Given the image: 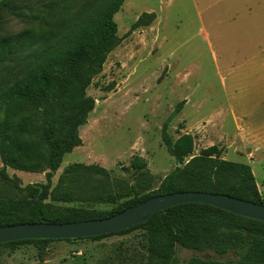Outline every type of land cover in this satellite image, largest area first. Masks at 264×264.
<instances>
[{
    "label": "rangeland",
    "instance_id": "1",
    "mask_svg": "<svg viewBox=\"0 0 264 264\" xmlns=\"http://www.w3.org/2000/svg\"><path fill=\"white\" fill-rule=\"evenodd\" d=\"M59 1L45 13L46 5ZM109 0H17L0 10V36L18 34L29 27H43L57 37L72 32ZM207 0H125L114 15L121 42L107 56L102 71L86 88L94 99L93 110L79 127L82 144L66 153L52 173L50 189L68 194L56 203L110 211L121 202L158 188L176 165L167 152L161 128L175 105L187 95L203 100L218 94V77L208 46ZM201 10V19L198 17ZM157 13L150 24L131 29L142 12ZM156 15V16H157ZM214 42V39L210 37ZM30 49L0 67V86L16 79L27 67ZM112 84L111 88L107 86ZM208 101L203 111H207ZM190 113L188 109L185 112ZM178 114V113H177ZM168 133L175 140L184 132L178 115ZM187 119L192 126V119ZM195 137L191 155L206 147ZM230 151L222 157L251 166L264 198V161H243ZM146 161L143 169L130 167L135 156ZM189 157L186 158V160ZM3 164L0 160V171ZM100 169L105 170L102 172ZM11 181L0 173V198L28 195V186L46 183V172H23L5 168ZM17 183L19 187H16ZM193 256L219 264H238L237 256H223L177 246L174 264H186ZM147 238L140 229L99 240L88 238L47 243L45 264H146ZM31 243L0 246V264H37Z\"/></svg>",
    "mask_w": 264,
    "mask_h": 264
},
{
    "label": "trees",
    "instance_id": "2",
    "mask_svg": "<svg viewBox=\"0 0 264 264\" xmlns=\"http://www.w3.org/2000/svg\"><path fill=\"white\" fill-rule=\"evenodd\" d=\"M15 1L0 0V10L10 8ZM124 1L109 0L62 37L43 27H29L18 34L0 36V67L30 49L24 71L0 86V160L3 164L0 173L3 179L11 181L6 167L23 172H46V183L26 187L28 195L0 198V225L103 218L152 196L177 191L221 193L264 205L249 164L224 159L223 148L217 145L201 148L198 154L191 155L195 141L190 133L172 140L168 127L184 100L175 105L162 124V142L176 165L162 178L157 189L127 199L110 211L55 202L71 199L66 193L54 194L50 189L52 173L66 153L82 144L78 130L95 104L86 95V88L102 71L108 54L121 42L114 15ZM59 4L57 1L46 5L45 13ZM155 16L154 12H142L131 29L150 24ZM145 166L146 161L140 156L135 155L130 161V167L135 170ZM14 185L19 187L17 183ZM136 229L147 238L146 264H174L177 246L198 252L212 250L219 256L230 251L237 256L238 264H264V222L204 203L177 204L129 228L87 238L99 240ZM77 239L30 238L0 243V246L31 243L37 249V264H45L48 242ZM186 264L219 263L193 256Z\"/></svg>",
    "mask_w": 264,
    "mask_h": 264
},
{
    "label": "crops",
    "instance_id": "3",
    "mask_svg": "<svg viewBox=\"0 0 264 264\" xmlns=\"http://www.w3.org/2000/svg\"><path fill=\"white\" fill-rule=\"evenodd\" d=\"M206 3L208 46L220 92L195 101L183 96L177 114L183 133L202 140L206 147H222L226 154L244 151L239 155L243 161H264V0ZM197 14L201 19V10ZM206 101L209 106L203 111ZM185 117L192 119V126Z\"/></svg>",
    "mask_w": 264,
    "mask_h": 264
},
{
    "label": "water",
    "instance_id": "4",
    "mask_svg": "<svg viewBox=\"0 0 264 264\" xmlns=\"http://www.w3.org/2000/svg\"><path fill=\"white\" fill-rule=\"evenodd\" d=\"M181 166V164H178ZM204 203L264 222V205L227 194L177 191L152 196L111 216L81 221L23 222L0 225V243L20 239H77L121 231L147 220L156 212L182 203Z\"/></svg>",
    "mask_w": 264,
    "mask_h": 264
}]
</instances>
